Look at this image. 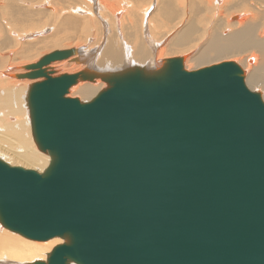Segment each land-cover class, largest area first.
Segmentation results:
<instances>
[{
  "label": "water",
  "instance_id": "95a60500",
  "mask_svg": "<svg viewBox=\"0 0 264 264\" xmlns=\"http://www.w3.org/2000/svg\"><path fill=\"white\" fill-rule=\"evenodd\" d=\"M22 74L41 172L0 157V223L63 239L29 264H264V99L234 61ZM100 76L93 97L69 96Z\"/></svg>",
  "mask_w": 264,
  "mask_h": 264
},
{
  "label": "rangeland",
  "instance_id": "374dc122",
  "mask_svg": "<svg viewBox=\"0 0 264 264\" xmlns=\"http://www.w3.org/2000/svg\"><path fill=\"white\" fill-rule=\"evenodd\" d=\"M125 1H128V6L125 4ZM251 1L253 0H250L249 2L248 0L235 1L233 4H226L227 6L224 4V6L218 11V9H215V6L208 4L206 0H192V2L190 0H0V82H2L1 80L8 82L14 81L13 83L16 84L17 78L13 77V75L18 69L25 70L26 72L27 69H25V65L30 64V62L32 63L34 61H37L40 56H43V54H46L54 49L74 48L76 50V53L68 57L69 59L66 58L64 60L55 61V63L51 62V65L48 64V69H54L53 71L55 74L52 73L53 76L62 74L64 72H78L82 69H88L90 71H92L93 69L95 71L97 70L96 72L99 73V70L94 66L93 62L83 57H87L89 54L95 55L96 53H98L100 49H102L105 41L108 38L114 39L116 43L119 44L117 46L121 52V58L125 60L124 65L121 67V69L130 66L126 62V59L132 57L131 51L134 48V45H136L140 41L146 46L148 50H150L149 57H151V59L155 62H159L158 67L162 64V61L165 58L182 56L183 54V56L188 59L191 58V54L186 53V51H184V53L174 52L173 50H171L172 48H168V44H171V41L177 34V32L181 31L186 27L185 25L192 22L194 25L192 27L193 32L188 36V43L184 44L182 47L190 49L193 48V50L196 51L199 48L200 43L202 42L201 36L207 27L210 29L214 24H225L227 16L230 18V13L237 12L238 9H241L240 7H249V3H251ZM236 2L238 3V5ZM247 2L248 6L245 4ZM258 2H262V0H258ZM145 6L149 8L147 10L148 14L144 13L142 15L141 10ZM118 7H121V9L124 8V11L115 13ZM22 14L25 17L22 16ZM2 16L5 17L3 18ZM34 17L35 19H33ZM187 17L188 19L189 17H192L193 21H189ZM258 17L260 19L257 20L264 24V12L263 14L260 13ZM24 19H26V22ZM222 20L225 21L223 22ZM254 22L258 23L257 21ZM260 22L259 24H261ZM57 27H59L60 29L58 28L59 30H56ZM257 30H259L257 31V37H264V34L261 33L260 28H258ZM51 32H53L54 34ZM4 36H6V38ZM60 39L62 40V42ZM169 40L170 42L168 43ZM52 41L53 43H51ZM56 43L57 46L55 47V45L53 44ZM47 44H49L48 46L50 48L46 47ZM157 44L158 46H156ZM31 45L33 47H31ZM161 48H165V52L163 51L161 53ZM257 49L258 48H252V50L248 49L244 52V54L247 56H250L252 54L256 57L257 60L253 68L259 67L263 64V55L261 56V52H259V49ZM232 58H234V56L221 58L214 57L213 60L210 59L208 62L203 64H199L193 60H188L186 62L187 66H185V68L188 70L196 69L204 65L217 63L223 60H232ZM240 60L238 64H240V62H243ZM184 62L185 61L183 60V63ZM63 64H65L64 67ZM61 68L63 69L60 70ZM2 73H5L7 78L2 75ZM98 79H100V77ZM27 81L32 82V80L29 78L26 79V82ZM33 81L35 80L33 79ZM89 82L95 83V81H88V83ZM103 82L104 81L100 79L98 80L96 85L98 87L101 85L100 88L102 89L106 86H103ZM263 85L264 83H258L257 85H255V87L251 86V90H260V93H263L262 95L264 96ZM69 92L70 96L78 95L75 93V90H70ZM79 98L81 97L79 96ZM81 100L87 99L81 98ZM0 125L2 124L0 123ZM29 126L31 129V123L29 124ZM1 129L2 126H0V132ZM1 148L2 147L0 146V149ZM37 150L43 153L39 150L38 147ZM0 225L2 226V224ZM4 230L8 231L9 229L7 230V228L4 227ZM9 263L12 262L9 260Z\"/></svg>",
  "mask_w": 264,
  "mask_h": 264
},
{
  "label": "bare ground",
  "instance_id": "6f19581e",
  "mask_svg": "<svg viewBox=\"0 0 264 264\" xmlns=\"http://www.w3.org/2000/svg\"><path fill=\"white\" fill-rule=\"evenodd\" d=\"M190 1L192 2V0H190ZM206 1L208 4L215 6V9H218V11H219L224 6V4L225 5L231 4V3L233 4L235 1H241V0H206ZM249 1L250 0H248V2ZM15 2H17V1H15ZM248 2L245 4L247 5ZM120 3H121V1H120ZM125 4L128 6L129 5L128 1H125ZM181 4H183V3H181ZM33 5H34V3H33ZM237 5H238V3H237ZM52 8H53V6H52ZM240 8L241 9H238L237 12L230 13V18L227 15H225V16H227L225 24L224 23L222 25H220L219 23L214 24L210 29L207 27L201 36L202 42L200 43V46L196 51H194L193 48L190 49V48H183L182 47L184 44L188 43V41H187L188 36H189V34H192V32H193L192 27L194 25L192 22H191L192 24L189 23V24L185 25L186 26L185 28H183L181 26L183 29L181 31L177 32V34L174 36L173 39L171 38L172 39L171 44L169 43L171 39L168 41V43H169L168 48H170V49L172 48L171 50H173L174 52H183L184 53V51H186V53L191 54V58H188V59H186L185 56H183V54H182V56L184 57L183 60L185 61L183 63L184 66H187L186 62L188 60H193L199 64H203V63L208 62L210 59L213 60L214 57H220L221 58V57H229V56H234V58H232V60H230V59L229 60H223L222 62L234 61L238 64L239 60L241 58L240 61H243V62H240L241 65L240 64L239 65L241 66V68L243 69V71L245 73V77H244L245 84L247 86H249L251 89V86L255 87V85H257L258 83H264V37H261V38L257 37V34H258L257 31H259V30H257L258 28H260L261 33L264 34V24L257 20V19L261 18V16L259 18L258 15L260 13L263 14V12H264V0H262V2H258V0H253V1H251V3H249V7H246V8L240 7ZM120 9H121V7H118L117 10L115 11V13H120V12L124 11V8H122L121 10ZM148 9L149 8H147L146 6L144 8H142V10H141L142 15L144 13L146 14ZM24 10H25V7H24ZM214 11H212V12H214ZM22 16H24V15L22 14ZM15 18H16V16H15ZM33 19H35V17ZM187 19H188V17H187ZM24 20L26 22V19H24ZM188 20L193 21V18L189 17ZM254 21H257L258 23H255ZM259 22L261 24H259ZM40 24H41V21H40ZM162 25H163V23H162ZM23 28H24V26H23ZM58 28L59 27H57L56 30ZM59 32H61V31H59ZM51 33H53V32H51ZM4 37L6 38V36H4ZM44 39H45V37H44ZM49 41H51V40H49ZM61 42H62V40H61ZM51 43H53V41ZM54 43H55V41H54ZM2 45H3V43H2ZM27 45H29V44H27ZM32 45H33V43H32ZM32 45H31V47H33ZM48 45L49 44H47V46H46L47 48L49 47ZM53 45H55V47H56L57 43L53 44ZM117 45H119V44H117L114 39L108 38L105 41V44L103 45L102 49H100V51L98 53H96L95 55L89 54L87 57H83V58L92 61L94 66L98 70H102L101 72H104L106 70H109V71L119 70L124 65L125 60H123L121 58L122 55H121V52L118 49ZM156 46H158V44ZM252 48H255V49L258 48L259 50L258 49L257 50L259 52H261V56L263 55V60H262L263 64L259 67H256V68H253V66H255V62L257 60L256 57L253 56L252 54L250 56H247L244 54V52L246 50H248V49L252 50ZM36 50H38V49H36ZM164 50H165V48H163V49L161 48L160 52L162 53ZM54 51H56V52L70 51V53L68 55H66L64 58H61V59L56 58L55 60H52L51 62H53V63H55V61L64 60V59H66V58H68V57H70L76 53V50L74 48L54 49V50H52L46 54H43V56H40L37 61H34L32 63L30 62V64L25 65V69H27L28 71L26 70V72H25V70L18 69L15 72V74L13 75V77L17 78L16 84L13 83L14 81L8 82V81L1 80L2 82H0V115L4 116V117L0 116V119H2V120H0L1 121L0 123L2 124V125H0V126H2V129L0 132V146L2 147L0 149V157L5 159V161H8L9 163L18 164V165L22 164L23 166H27L29 168H34L35 170H37L39 172L43 171L48 166L51 157L48 153L42 151L43 153L48 154V155H46V154H43L37 150L38 146L36 147V142H35V140H33L34 138L32 137L33 136L32 118H31L30 106H29V103L27 101V93H28L31 85L35 81H38V80H36V78H31L32 82H28V81L26 82V79L28 77H23L22 74L37 70V67H32L33 66L32 64L37 63L42 57H44L45 55L52 53ZM131 55H132L131 58L126 57L127 58L126 62L130 66L138 65V66H142V67H145L147 69H150V70L152 68H155V69L158 68L159 62H155L154 60L151 59V57H149L150 56V50H148L146 48V46L141 41L138 42L136 45H134V48L131 51ZM189 57H190V55H189ZM169 58H172V57H169ZM27 59H25V60H27ZM29 59H30V57H29ZM51 62L49 63V65H51ZM65 64H67V63H65ZM65 64H63V67ZM47 65L45 66L46 68H47ZM54 65H56V64H54ZM52 66H53V64H52ZM71 66H72V63H71ZM68 67H69V65H68ZM62 69L63 68H61L60 70H62ZM66 69H68V68H66ZM50 70H51V68H50ZM52 70H54V69H52ZM80 71H81V73H79L80 75H84L87 78L89 77L90 70L82 69ZM80 71H78V72H80ZM22 72H24V73H22ZM64 74H65V72L62 74H59V75H64ZM66 74L71 75L72 73L69 72ZM96 74H98V73L96 72ZM2 75H4L7 78L5 73H2ZM50 75H52V74H50ZM99 77L100 76H98V78ZM87 78L83 79L81 77H78L77 83L74 84L70 88L71 91L75 90V93L78 94L83 99H90L91 97H93L98 92L99 89H101L100 88L101 85L99 87L96 85L98 80L102 79L101 77H100V79L96 78V79L91 80V82L95 81V83H90V82L88 83V81H90V80H88ZM33 79L35 81H33ZM40 79L41 78H39V80ZM102 84H103V86L106 85V83H104V82ZM7 87H9V88H7ZM258 91L260 92V90H258ZM69 96H70V94H69ZM262 97H264V96L262 95ZM30 120H31V122H30ZM30 123H31V129L29 126ZM7 230H8V228H7ZM62 240L63 239L60 237H53V238H50V239L44 240V241L33 240V239L26 238V237L18 234L17 232H14L11 230L6 231V230H4L3 225L2 226L0 225V264H29L32 261H36V260H40V259H46L47 258L46 255L52 249V247L54 245H56L57 243H61ZM9 260L12 263H9ZM71 264H76V263H71Z\"/></svg>",
  "mask_w": 264,
  "mask_h": 264
}]
</instances>
